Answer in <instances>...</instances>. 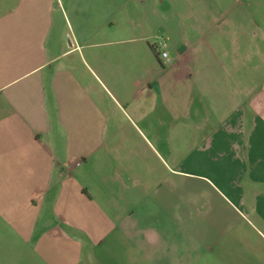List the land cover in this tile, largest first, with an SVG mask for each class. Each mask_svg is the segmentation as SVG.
Returning a JSON list of instances; mask_svg holds the SVG:
<instances>
[{
	"label": "crops",
	"instance_id": "1",
	"mask_svg": "<svg viewBox=\"0 0 264 264\" xmlns=\"http://www.w3.org/2000/svg\"><path fill=\"white\" fill-rule=\"evenodd\" d=\"M160 2L0 0V241L23 259L264 264V0L181 3L233 18L222 57Z\"/></svg>",
	"mask_w": 264,
	"mask_h": 264
},
{
	"label": "rangeland",
	"instance_id": "2",
	"mask_svg": "<svg viewBox=\"0 0 264 264\" xmlns=\"http://www.w3.org/2000/svg\"><path fill=\"white\" fill-rule=\"evenodd\" d=\"M160 4H158V12L160 14V17L162 21L173 23L177 28L182 25L183 30L182 34L186 35L185 39L188 41H194V48L198 50L196 53V56H214V57H222L224 53L230 51V42L231 37L233 35L230 31H223L218 32L216 31H209L211 22L218 21L219 25L223 26L225 22L232 21V17H221V16H210L209 14L200 15L199 9H194V12H190L191 8H185L184 4H181L184 2V0H160ZM114 3L117 2V0H113ZM114 7V4H113ZM129 9L130 6H129ZM131 9V14L134 13ZM199 24L200 26H205L206 29H202L201 32L193 31L192 28L195 26V23ZM262 20L259 22V25L261 26ZM180 29H177V31ZM215 30V29H214ZM173 33L176 31L175 29L171 30ZM158 36L165 37V35L162 34V30L159 31ZM262 37L259 36L257 39L260 40ZM214 52V53H213ZM217 54V55H215ZM178 101V100H177ZM154 113H162L164 111L161 106L160 99L156 100V105L153 106ZM6 235H9L7 232L3 231L1 233V236L4 237ZM11 246V248H10ZM32 247V246H31ZM10 248V249H9ZM25 253L24 249L21 248V246L16 243L15 247H13L11 241L2 239L0 241V264H39L37 261L36 263L32 260H25L23 259V254ZM14 257L16 259L14 260Z\"/></svg>",
	"mask_w": 264,
	"mask_h": 264
},
{
	"label": "built area",
	"instance_id": "3",
	"mask_svg": "<svg viewBox=\"0 0 264 264\" xmlns=\"http://www.w3.org/2000/svg\"><path fill=\"white\" fill-rule=\"evenodd\" d=\"M156 49H157V52H158V55L160 57V59L162 61H164L166 64H169L170 63V60L168 59V56H167V44H166V41L165 40H159L157 42V46H156Z\"/></svg>",
	"mask_w": 264,
	"mask_h": 264
}]
</instances>
